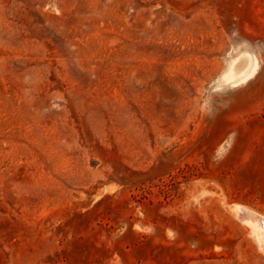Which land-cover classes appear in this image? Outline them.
<instances>
[{
  "label": "rangeland",
  "instance_id": "obj_1",
  "mask_svg": "<svg viewBox=\"0 0 264 264\" xmlns=\"http://www.w3.org/2000/svg\"><path fill=\"white\" fill-rule=\"evenodd\" d=\"M263 223L264 0H0V264H264Z\"/></svg>",
  "mask_w": 264,
  "mask_h": 264
},
{
  "label": "bare ground",
  "instance_id": "obj_2",
  "mask_svg": "<svg viewBox=\"0 0 264 264\" xmlns=\"http://www.w3.org/2000/svg\"><path fill=\"white\" fill-rule=\"evenodd\" d=\"M242 208V207H241ZM247 209V208H246ZM235 210V209H234ZM244 211V210H243ZM241 213V212H240ZM249 213H251V211L249 212ZM247 214V213H246ZM240 215V214H239ZM246 216V215H245ZM248 217V216H247ZM243 221H245V220H243ZM246 222V221H245ZM248 222V221H247ZM252 222H254V224H256V225H258L259 223L257 222V219H252ZM253 224V223H252ZM263 225H264V223H263ZM261 226V225H260ZM262 227V226H261ZM254 228V227H253ZM260 229V228H259ZM261 230V229H260ZM262 235H263V240H264V228H262ZM260 232V233H261ZM260 237V236H259ZM255 240V239H254ZM262 241V240H261ZM256 242V241H255ZM263 242V241H262ZM259 246V245H258ZM264 246V245H263ZM264 250V249H263Z\"/></svg>",
  "mask_w": 264,
  "mask_h": 264
}]
</instances>
